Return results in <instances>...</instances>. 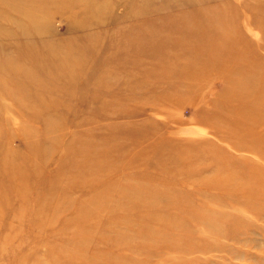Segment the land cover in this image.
I'll list each match as a JSON object with an SVG mask.
<instances>
[{
  "label": "rangeland",
  "instance_id": "374dc122",
  "mask_svg": "<svg viewBox=\"0 0 264 264\" xmlns=\"http://www.w3.org/2000/svg\"><path fill=\"white\" fill-rule=\"evenodd\" d=\"M37 1L43 0H30L29 16L37 12ZM186 1L190 7L184 0H70L67 7L56 11L57 4L68 1L45 0L50 12L40 20L25 22L17 15L12 25L0 21V63L3 60L0 85H6L0 87L4 96H0L2 155L5 148L26 154L21 132L24 127L35 137L30 148L45 143L41 120H52L58 123L59 129L55 134L59 147L49 152L39 169L28 173L32 182L24 202L15 195L9 179L0 170V264H51L47 258L49 253L53 255L63 244L70 250H64L67 253L64 259L78 256L77 264H185L188 259L201 256L160 247L161 235L167 239L173 235L159 227L153 233H141L139 238L142 239L135 237L139 226L144 225L147 212L139 218L126 219L117 215L111 217L110 209L103 216L82 215L90 201L108 198V203L119 204L123 201L116 197L121 194L132 197L135 193L157 195L158 199L186 195V199L192 200L187 205L190 208H196L199 203L207 204L210 211L221 212L212 215L210 232L221 229L220 216L237 218L245 225L240 229L244 242L232 244L221 240L233 252L221 255L233 256L228 259L230 264H257L253 260L264 264V159L260 156L264 144L255 139L264 136V122L259 124L264 119V11L256 12L264 10V0H203L211 12L214 29L210 32L200 29L196 21L191 27L195 36L200 35L193 44H200L205 53L196 52L203 55L197 58L193 51L163 53L159 61L160 70L165 73L162 75L154 72L158 64L154 55H141L119 45L126 40L133 45L135 37L141 33L142 23L153 22L149 24L151 30H159V37L163 38L168 25L162 23L160 14L174 15V18L190 8L195 12L203 11L194 0ZM6 2L0 0V15L9 13ZM81 4L90 9L88 13L85 9L84 16H81ZM156 7L165 10L157 12ZM142 9H146V14L139 12ZM94 10L95 18L91 16ZM71 12L76 14V21H72ZM82 20L88 28H74V24H81ZM39 26L43 34L41 41L53 47L56 44L61 51L65 47L62 52H66L64 44L70 41L68 51L71 56H80L81 73L71 85L59 82L56 87L39 85L41 89L31 86L22 91L7 80L17 74L8 66L17 61L28 63V58L23 56L27 42L32 49L40 50V43H36L38 38L28 35ZM172 38L175 43L178 37L173 35ZM35 55H28L29 63ZM183 59H189L191 66H186ZM105 73L104 81L93 91L94 80ZM236 82L246 89L241 96L232 93ZM198 84L205 85L195 91ZM223 92L233 101L229 103L233 114L218 117L221 105L218 93ZM165 97L169 99L163 102ZM179 102H183L184 107ZM33 111L39 117L36 118ZM78 142L93 146V152L102 157L99 166L87 162L93 154L89 149L85 159L79 157L78 162L69 163L65 147ZM186 153L198 158L185 165ZM119 154H133V157L123 162L117 158ZM15 165L24 166L20 159L15 160ZM183 167L185 171L180 170ZM17 172L20 170L11 174ZM53 179L60 191L51 201L48 195ZM257 185L262 186L260 198L254 195ZM108 188L111 192L105 191ZM211 200L218 208L209 202ZM248 201L263 217L253 219V212L244 207ZM83 202L85 205L81 206ZM47 204L61 205L66 211L42 233L39 223L45 218L38 212ZM218 214L221 215L216 217ZM158 216H164V212H159ZM119 221L123 222L109 226V222ZM91 225L96 229H91ZM78 229H82V234ZM64 230L65 234L61 235ZM99 232L109 235L112 244L117 236L126 234L128 239L125 245L112 248L110 242L107 244L109 240L94 239ZM204 234L196 231L192 237L180 238L184 242L181 245H195L204 238L212 243L218 240L216 236ZM59 235L62 237L56 241L54 236ZM103 236L97 240H102ZM223 256L205 257L218 262ZM56 260L59 259L55 257L51 261L56 263Z\"/></svg>",
  "mask_w": 264,
  "mask_h": 264
},
{
  "label": "bare ground",
  "instance_id": "6f19581e",
  "mask_svg": "<svg viewBox=\"0 0 264 264\" xmlns=\"http://www.w3.org/2000/svg\"><path fill=\"white\" fill-rule=\"evenodd\" d=\"M7 1L9 3L6 2V5H7L6 8L9 13H6V14L3 13L2 15H0V21L2 20L3 22L9 23L10 25L15 23L16 20L14 19V16H17V15L20 16V20L29 22V21L40 20L42 19V15L49 14L50 12V10H48V7L45 5V0L41 2L37 1L38 2V7L36 8L37 12L32 16L28 15L32 9V8L28 9L30 0H7ZM54 1L57 2L59 0H54ZM67 1L68 3L63 2L59 5L57 4V6L59 7H56V11L62 10L63 7H67L70 4V0H67ZM184 1L187 4V1L186 0ZM80 2L82 3V1ZM188 3L192 4V2H188ZM193 3H195L197 7H201L203 11L195 12L194 9L190 8L186 12L180 13L179 16H175L174 18H173L174 15H165V13L160 14L161 15L160 19L162 20V23L168 25L167 27L168 31L165 33L163 38L159 37L160 35L159 30H151L152 27H150L149 24H152L153 22L148 23V24L142 23L141 25L142 27L140 30L141 33L135 37V42L133 45H131L130 42H127V40L123 44H119V45L122 46V48L125 50L132 49L136 53H141V55H146V54L154 55L155 58H157L158 60L157 62L158 64L155 67L154 72L155 73L158 72L161 75L165 74L163 71L160 70L161 63H159V61L162 59L161 55L163 53H166V54L169 53L170 55V53H174V51L178 53H182V54H185L187 51L188 52L193 51L196 54L195 55L196 58L199 56H203L201 54L196 53V52L205 53V49L201 47L200 44H193L194 41L197 40L196 36H200V35L195 36L193 34L192 29L194 28L191 27V23L193 21H196L195 24L197 25L199 23L198 26L200 29L205 28L208 32H210L214 29V24H213L214 22L212 18H210L211 12L208 10V8L203 3V0H194ZM83 6H82L81 16L85 15V12H86L85 9H87L86 13H88V11L90 10L87 5L85 6V4H83ZM188 7L190 6L188 5ZM141 8L144 9V5ZM143 9L142 11H139V12L146 14L147 12L146 9L145 10ZM167 9L170 10L169 8ZM160 10L163 11L165 9H162L161 7L155 8V11L157 12H159ZM260 10L261 12L264 11L263 9H259L256 12L258 13V11ZM96 11L94 10L92 11L93 13H91V16H93V18H95L94 15L96 14H94V12ZM71 15H73L71 17L72 21L73 20L76 21L75 20L76 14L71 12L70 16ZM81 16L79 15V17ZM96 22L97 24L100 23V21H97V20ZM45 23L47 22L44 21V24ZM74 25H76L74 26V28L76 29H78L79 27L81 29L88 28L85 25V22L83 20L81 24H74ZM12 34L13 33L11 32V35ZM28 35L29 37H32V38L33 37L38 38V42L36 43H40V50L38 51V50L32 49L33 47L27 42L24 47L25 53L23 54V56H24V59L25 57L28 58V63H26V60H25L26 65L22 64L20 61L10 63L8 67L10 69L12 67L17 73L15 74L14 79H11V77L7 79L9 82H11L13 86L19 89H22L23 91L26 87H31V86H37V89H41L40 88L41 86L43 88L45 87L47 88V86H50V85L53 87H56L60 85L58 84L59 82H62L67 85L68 84L71 85L74 81H76L75 78L77 76L79 77V74L81 73L80 72L81 70H79V67H82V65L79 62L80 56H78L79 58L77 56H74L75 54L71 56L70 52L68 51L69 50L68 48L71 45L70 41H67L68 43L67 45L64 44V46H66V52H62L65 47L64 48L62 47L63 49L61 51L60 48H58L56 44L55 46L57 48L55 46L54 47L51 46L50 45L51 43L49 44V43H44L45 41L43 42L41 41L40 37L43 34H42L40 26L36 30L30 31ZM173 35H176L178 37L176 38L175 43L173 42V38H172ZM189 41L191 42V44H189ZM73 46L75 47V45ZM113 46L115 47L114 44ZM22 48L23 47L20 45L19 49H22ZM32 53H36V55L34 59L29 63L28 55H32ZM177 61H178L177 59L173 60L174 63ZM182 61H184L183 63H185L186 66H189V65L191 66L189 59H187V61L183 59ZM2 67H3V60L0 63V68ZM105 75L106 73L103 76L101 74L96 80H94L93 83L95 84V88L93 89V91L96 90V87L99 85L101 81H104V78L106 77ZM178 77L180 78L182 77V75L181 76L179 75ZM228 81H231V80H228ZM208 82H209V77H207V83ZM205 84H198L195 88V91H197L196 89L201 90ZM4 86L6 85L4 84L0 85V87H4ZM244 90H246L244 86L236 82L234 89L232 90V93L233 94L235 93L236 95L241 96ZM22 91H19V93L23 95V98H25V95L23 94ZM2 92L3 90L2 88H0V96L4 97ZM4 94L8 95V93H4ZM224 94H226V96ZM218 96L221 101V105H219V108L217 110L218 117L222 116V114L224 115L233 114L231 113V110L233 107H231L229 104L233 102L230 99V96L226 92H223L222 94L218 93ZM168 99L169 97H165L162 100L163 102H165ZM222 101L224 102L223 104H222ZM41 102H43V99ZM227 103H228V106H227ZM179 104L184 107L183 102H179ZM222 107H224L225 111H222ZM32 114L36 118L39 117V115L36 114L35 111H33ZM229 118L231 119V117ZM41 121L43 122L44 142H45L42 146L40 147L36 146L35 148H30V144L32 145L35 137H34V134L32 135V131H30L29 128L24 127L23 129H21V132H22V137L24 141L26 142L27 151H25L26 152L25 155H20L17 153L10 152L9 149L5 148L3 149V155H4L3 156L2 151L0 150L1 157H2L0 159V170L4 175L7 176V178L9 179L11 183V186L13 188L15 195L22 202L25 201L26 192L28 188H30L29 183L32 182L30 181L28 177V173H32L36 171L37 169H39L40 163L42 164V161L44 162L49 152L59 147L58 138L57 136H55V134H57V132L59 131L58 123L52 120H41ZM263 122H264V119H262V121L259 124ZM0 126H1V123H0ZM223 131L225 132V128L223 129ZM261 136H256L255 139L257 141L259 139V141H261L264 144V136L262 137ZM65 149H66V154L69 157V163L72 161L78 162L79 157L85 159L84 156H86L88 149L89 151L93 152V146H91L88 143L83 144L80 142L75 143L74 145L72 144L66 145ZM261 153L262 155L260 156H262V158L264 159V151ZM175 154H177V150L175 151ZM118 157L123 162H127L126 160L127 159L130 160L133 157V154L132 156H125V155L119 154L117 158ZM101 158L102 157L99 155V153L93 152V154L89 156V159L87 160V162L88 163H98V166H99L100 162H102ZM197 158L198 157L195 155L191 157L189 153H186V158L183 159L184 160L183 164L189 165L190 163L194 162V160H196ZM16 159H20L23 162L24 166L15 165ZM32 162H34L33 166L30 165ZM83 167H86V166L83 165ZM185 168L186 167L180 168V170L185 171ZM16 169H19L20 173L17 172L15 173L16 175L11 174V172ZM22 170H26L27 171L26 174L22 173ZM178 173H179V169H178ZM55 179L51 181L50 194L48 195L50 196L51 201L53 200V198L57 197L60 191V186L57 185V183L55 182ZM200 183L202 184L204 182L200 181ZM91 185H94V184H91ZM261 188L262 186L261 187L258 185L256 186L255 192H254L255 197L260 198L261 195H263ZM136 189L139 190V186H137ZM105 191L111 192L109 188L108 190H105ZM185 196L186 195L177 196L174 194V195H167L165 198L161 196L160 199H158L157 195L156 196H146L143 193H139V195L135 193L134 195H132V197H128V196H125L124 194H121L120 197H116L123 201L122 203H119V204L108 203L107 202L109 200L108 198H105L103 200L96 201V202L95 201L88 202L86 206L84 207V209L82 210L83 211L82 215L85 216L86 214L91 213V214H100L101 216H103L110 209L111 214H112L111 217L113 215H117V216H121V219H126L130 217L139 218L141 215L147 212L148 213L147 217L144 219L145 221H143L144 225L139 226V232L135 236L138 239H142V238H139L141 233L142 234L153 233L155 230H157L156 228L159 227L160 229L169 231L173 235V238H169V239H167L168 237L161 235L159 238L160 240L163 241V244L160 247L169 249V250H174V251L184 250L185 253L187 254L196 253L198 255H201L199 258L194 259V260L188 259L185 264H230L228 259H233L234 257L229 255L230 258H228L226 256L221 255L222 252L228 253V254H230L231 252L230 247L228 245H223V242L221 240L223 241L226 240L232 244L238 241L240 243H243L244 240H242L241 238L240 229L244 228L245 225L239 223V220L233 216H229L226 214H224L223 216H220L221 214H218L216 217L220 216V218L218 219V223L221 229L215 230V232H210L211 229L208 226L212 225V221H211V219L213 218L212 215L216 213H221V212L220 211H210V209H208L207 207V204H202V203L197 204L196 208H190L187 205H189V203L192 200L186 199ZM257 198H254V199H257ZM213 200L209 202H211L214 207L218 208V204L215 203ZM220 201H221L220 203H222L223 199H221ZM248 203L249 204H246L244 207L246 208V210L253 212V219L254 218L259 219V217H263L261 216L262 215L261 213L255 212L256 210L254 211V206L251 201H248ZM80 205L84 206L85 203L83 202ZM63 211H66V210L61 205H57L56 207H54L53 205L47 204L41 209H39V212H38L39 216L40 214H42L41 218H45L39 223V227L42 233L45 232L49 227H51L53 223H56L57 219L59 218V216H61ZM159 212H164V216L159 217L158 216ZM185 218H190L191 220L185 221L184 220ZM122 222L123 221H119V222H116L115 224L113 222H109V226L118 225V224H121ZM89 227L93 230L96 229V227L93 225ZM79 231L82 234L83 232L82 229H78V232ZM196 231H200L201 233L203 232L207 234L206 236L208 235H211L212 237L216 236L218 240L212 243V242H208V239L206 240L204 238V239H199L198 244L196 243L194 245L192 243H189L187 247H183L181 243H184V242H182L180 238L186 239L187 237H190V236L192 237ZM238 233H239V236H238ZM63 234H65V230L63 231L61 235ZM100 236H103L101 232L96 234L94 236V239H96V241H101V242H107L110 239L109 235H106V236L104 235L102 240H97V238ZM54 237H55V240L58 241L62 236L59 235V236H54ZM126 239H128V236L126 234L125 236H117L114 238L113 244L111 243L112 242L111 240H109L107 244H109L110 242L112 245L111 247L115 248V246L113 245H118V244L125 245ZM154 241L156 242V240ZM150 243L152 244V242ZM145 244H147V242H143V245ZM62 246L63 247L59 249L58 251H54L53 255L49 253L47 257L49 259L48 263L51 262V264H68V263L77 264L78 262H80V259L78 256L77 257L68 256L70 258L68 260H65L64 256L67 255L66 251H70V250L65 248L67 246L66 244H63ZM81 247L83 248L85 247V245L83 244ZM153 249H154V246H153ZM210 254L211 255L214 254L217 257L223 256V258H221L223 260L216 262V260L212 261L210 259H206L205 256L210 255ZM232 254L233 252H231V255ZM50 257H51V260L55 259V257L56 259H59V260L58 261L56 260V263H52V261L50 260ZM241 257H244V255H242ZM85 261H87V259ZM227 261L228 263H226ZM253 263L263 264V262L258 261V260L257 261L253 260Z\"/></svg>",
  "mask_w": 264,
  "mask_h": 264
}]
</instances>
